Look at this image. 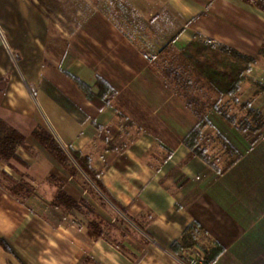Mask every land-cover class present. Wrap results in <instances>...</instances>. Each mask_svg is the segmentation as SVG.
<instances>
[{
  "label": "crops",
  "instance_id": "0c3cea01",
  "mask_svg": "<svg viewBox=\"0 0 264 264\" xmlns=\"http://www.w3.org/2000/svg\"><path fill=\"white\" fill-rule=\"evenodd\" d=\"M113 1L101 3L112 9ZM131 1L147 7L151 23L133 14L134 29L119 36L112 63L98 70L72 52L58 67L47 66L46 2L0 0V118L24 137L14 158H0V264H189L170 244L192 222L223 247L210 264H264V135L252 143L209 110L207 152L220 133L240 157L217 171L193 155L182 141L198 120L142 51L147 45L179 51L198 35L251 55L255 62L236 97L264 112L257 86H264V0ZM102 18L111 31L113 23ZM65 71L94 92L100 76L115 95L99 107ZM37 127L50 132L76 173L32 135ZM70 151L90 160L124 211ZM58 192L88 205L104 224L123 219L134 226L90 238L86 213L54 204Z\"/></svg>",
  "mask_w": 264,
  "mask_h": 264
},
{
  "label": "trees",
  "instance_id": "16d2710c",
  "mask_svg": "<svg viewBox=\"0 0 264 264\" xmlns=\"http://www.w3.org/2000/svg\"><path fill=\"white\" fill-rule=\"evenodd\" d=\"M179 56L181 58L180 63L162 71V73L174 84L175 88L182 91L185 105L198 120L197 124L189 131L182 142L193 155L200 157L217 171L225 170L239 159L240 153L228 139L220 133H216L222 148L228 156V160L224 168L211 162L206 147L200 144V141L204 137V128L210 126L207 113L209 110H214L227 123L237 128L243 134L249 132L254 134L250 138V142L252 143L263 134L258 133V131L263 125L264 112L251 107L250 101L241 103L242 109H246V116H251L255 123L258 124V126L253 127L247 117L242 121H238L235 115L228 112L227 105L230 101L238 103L236 95L240 91L242 83L246 80L247 73L254 64L255 58L224 45L217 46L198 35L179 50ZM65 73L76 84L85 98L99 107L108 105L115 95L114 88L100 76L96 78L95 85L97 91L94 92L89 85L78 77L68 71H65ZM189 77H193L195 84L193 87L197 88L195 90L198 92L187 88L186 84L192 83ZM257 86L258 91L264 90L263 85L257 84ZM201 92L204 97L200 95ZM205 92L210 93L212 97H206ZM32 135L66 169L76 173V169L71 166L70 160L61 150L50 132L42 127H37L32 131ZM23 144V135L0 118V158L3 160L14 158L16 156V149ZM70 152L74 160L94 184L111 199L100 180L99 173L90 167V160L78 152ZM54 204L78 209L80 206L77 201L68 197L64 192L57 193ZM117 206L124 211L123 207ZM103 227H105V224L98 218L91 219L87 224L88 236L90 238L99 237L103 232ZM0 242L3 244L1 240ZM202 242L204 243L202 244ZM193 249H197L200 252L199 255L202 257V262L199 264L213 262L223 251V247L217 241L211 239L197 222H192L186 226L181 235L170 244V250L189 264L192 259L190 258V254ZM195 258L198 257L195 256Z\"/></svg>",
  "mask_w": 264,
  "mask_h": 264
},
{
  "label": "rangeland",
  "instance_id": "374dc122",
  "mask_svg": "<svg viewBox=\"0 0 264 264\" xmlns=\"http://www.w3.org/2000/svg\"><path fill=\"white\" fill-rule=\"evenodd\" d=\"M44 1L47 4V14L51 21L50 38L47 42V57L45 62L47 66L52 68L58 67L60 59L65 53L72 52L74 58L78 59V63L91 65L98 70L102 69L104 65L108 66V64L112 63L110 57L116 55L118 52L119 36L123 38L125 32L128 35L129 32L134 29L133 27L131 28L129 24L130 22L135 21V17L132 15L134 14L137 18H140L149 25L152 19L148 15L147 7L136 4L131 0H123L122 5L119 2L120 0L113 1V10L101 3V0ZM102 17L113 23L111 31H105V28L102 25L105 21ZM104 32H106V34ZM147 47H149V49ZM147 47L144 46L142 49L146 61L151 67L158 68L163 75L165 82L182 97V91L175 88L174 84L162 73V71L180 63L181 58L179 56V51L174 50L170 45H165L161 49H155L156 46L150 47L147 45ZM12 58L14 64L17 66L19 64L18 58H16L15 55H12ZM189 78L192 83L188 85L186 84L187 88L189 90H194V92H198L195 90L197 88L193 87L195 86L193 77ZM202 92L200 93L201 96H203ZM205 94L208 98L212 97L208 92H205ZM36 100L39 102L38 95H36ZM232 104V108L228 107V112L235 115L238 121H242L247 117L246 109H242L241 103L232 102ZM247 119L251 122L253 127L258 126L251 116H248ZM262 124L263 125L258 133L264 134V121ZM244 135L250 140V138L253 137L251 135L254 134L249 132ZM203 139L204 137L200 141V144L207 149V144H204ZM217 140H213L210 143L208 147L210 148V153H208V155L212 163L224 168L228 156L222 148L218 138ZM222 156L224 158H221ZM79 210L86 213L89 218L88 222L93 219L91 213L92 210L88 205L81 204ZM132 226H134L132 222L123 219H116L115 223L105 224L102 233L107 231L111 233L116 227L121 233L124 232L123 230L128 232ZM203 243L204 242H202V244ZM196 253L200 252L197 249H193L190 258L193 259L196 256Z\"/></svg>",
  "mask_w": 264,
  "mask_h": 264
},
{
  "label": "built area",
  "instance_id": "2783aa9c",
  "mask_svg": "<svg viewBox=\"0 0 264 264\" xmlns=\"http://www.w3.org/2000/svg\"><path fill=\"white\" fill-rule=\"evenodd\" d=\"M196 256L198 258L194 257L193 259H191L190 264H199L202 262V257L199 255V253H196Z\"/></svg>",
  "mask_w": 264,
  "mask_h": 264
}]
</instances>
